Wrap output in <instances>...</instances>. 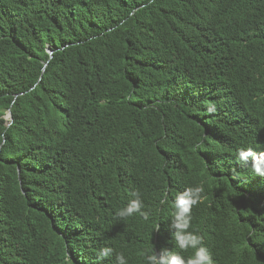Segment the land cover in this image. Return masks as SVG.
<instances>
[{
	"label": "trees",
	"instance_id": "trees-1",
	"mask_svg": "<svg viewBox=\"0 0 264 264\" xmlns=\"http://www.w3.org/2000/svg\"><path fill=\"white\" fill-rule=\"evenodd\" d=\"M248 148L264 152V0H0V264L178 251L193 186L214 264H264ZM136 192L149 219L118 217Z\"/></svg>",
	"mask_w": 264,
	"mask_h": 264
},
{
	"label": "clouds",
	"instance_id": "clouds-1",
	"mask_svg": "<svg viewBox=\"0 0 264 264\" xmlns=\"http://www.w3.org/2000/svg\"><path fill=\"white\" fill-rule=\"evenodd\" d=\"M50 49L49 46L48 52ZM5 118H8L7 114H5ZM250 157L251 161L249 160ZM238 159L241 166L250 164L253 174L264 178V152L257 153L251 148L240 149ZM203 193L204 188L202 186H193L176 195L170 228L174 229L172 235L178 251L168 248L162 249L159 253L153 251L145 255V264H214L209 249L203 244V237L191 230L192 209L203 202L205 198ZM133 195L135 198L131 199L126 207L118 210L117 216L127 218L139 214L144 220H148L149 213L143 210L144 204L140 193L136 192ZM189 249L193 250L192 255L187 257L182 255ZM112 253L113 249L106 247L99 251L98 257L102 259L109 257ZM116 264H128V259L122 252L116 253Z\"/></svg>",
	"mask_w": 264,
	"mask_h": 264
},
{
	"label": "water",
	"instance_id": "water-1",
	"mask_svg": "<svg viewBox=\"0 0 264 264\" xmlns=\"http://www.w3.org/2000/svg\"><path fill=\"white\" fill-rule=\"evenodd\" d=\"M49 53H50V55H51V57L53 56V54H54V50H52V48L49 50ZM8 118H7V120H11V123H10V125L12 124V122H13V116H12V112H11V110H9V113H8Z\"/></svg>",
	"mask_w": 264,
	"mask_h": 264
}]
</instances>
